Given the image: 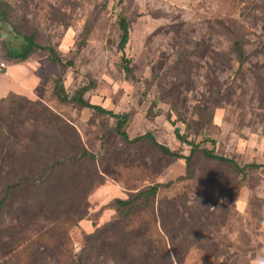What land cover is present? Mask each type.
Returning <instances> with one entry per match:
<instances>
[{
  "label": "rangeland",
  "instance_id": "1",
  "mask_svg": "<svg viewBox=\"0 0 264 264\" xmlns=\"http://www.w3.org/2000/svg\"><path fill=\"white\" fill-rule=\"evenodd\" d=\"M3 4L0 37L11 50L33 36L72 67L62 69L36 49L27 61L37 69L33 93L0 99V200L8 194L0 208V264L264 259V170L243 178L196 154L187 176L184 161L124 143L114 120L53 95L60 75L67 95L84 87L91 104L128 115L129 139L151 133L159 145L187 156L190 147L174 136L178 129L240 166L264 165V0ZM119 14L129 24L124 53L132 78L121 69ZM235 42L245 54L241 66ZM81 152L91 157L81 159ZM166 184L148 208L126 219L112 205Z\"/></svg>",
  "mask_w": 264,
  "mask_h": 264
},
{
  "label": "trees",
  "instance_id": "2",
  "mask_svg": "<svg viewBox=\"0 0 264 264\" xmlns=\"http://www.w3.org/2000/svg\"><path fill=\"white\" fill-rule=\"evenodd\" d=\"M5 5H1L0 7V20L5 21V18L7 17L6 9L3 8ZM117 26L118 30L120 32V41H119V51L122 53L121 58V69L124 72L125 76L127 78H132L133 73L130 67V60L125 56L124 50L125 47L129 41V24L126 21L125 17L120 15L117 17ZM33 36H23L22 41L23 45L21 46V49L19 51H13L8 47V44L0 37V49H4L5 51V57L0 56V61H3L7 64L14 65V64H21L28 61L31 54L34 53V51L37 50H43L47 52V59L50 61V63L57 65L58 67L62 69L71 68L72 62L65 60L61 54L56 52L52 48H41L37 46L33 41ZM233 53L236 57V60L238 64L241 66L243 63H245V54L243 52V48L239 42H235L233 44ZM1 55V50H0ZM86 92V88L82 87L76 90V92L69 96L66 94L63 81L60 75H57L55 80L53 81V95L56 98V100L59 103L63 104H74L82 109H88L93 111L94 113L104 115L115 122V128L114 132L120 136L122 141L127 144H147L153 148H155L157 151H159L162 155L165 157L171 158L173 160H182L185 164V171L186 175L189 176L191 173L192 168V159L196 154H200L203 159L210 160L219 164H222L224 166H227L231 168L237 176H241L245 178L246 174L255 172V171H263L264 165L263 164H247L244 166H240L236 163V161L232 158H227L224 156L216 155L212 150H206L200 148V143L195 141H188L184 136H182L178 129L174 130V136L178 142H180L183 145H186L190 147L189 155L184 156L182 154H179L177 152L170 151L167 147L159 145L153 135L151 133H146L142 136H138L134 139H129L127 132H126V124L129 120L128 115L126 114H114L113 112L107 111L100 106L93 105L87 100L84 99V94ZM208 112V111H207ZM210 115V113H209ZM211 117V116H210ZM214 144L213 142H211ZM81 159H88L91 156L88 155L86 152H81L80 155H78ZM58 163L53 164V166L50 168V171H52ZM182 178H179L180 180ZM20 180V179H19ZM18 180V181H19ZM26 179H23V184ZM20 182H17L9 187V189H17L20 186ZM169 184H166L164 186L161 185H155L152 187H149L145 190H142L138 193H135L127 200H115L113 202V206L120 212V214L126 219L131 214L135 213L136 211L146 209L150 206L152 201L155 199L156 195L158 194V191L163 188L167 187ZM8 194L0 200V208L2 209L3 205L7 202Z\"/></svg>",
  "mask_w": 264,
  "mask_h": 264
},
{
  "label": "crops",
  "instance_id": "3",
  "mask_svg": "<svg viewBox=\"0 0 264 264\" xmlns=\"http://www.w3.org/2000/svg\"><path fill=\"white\" fill-rule=\"evenodd\" d=\"M0 74V99L10 95L30 97L38 85L37 69L27 62L4 66Z\"/></svg>",
  "mask_w": 264,
  "mask_h": 264
},
{
  "label": "clouds",
  "instance_id": "4",
  "mask_svg": "<svg viewBox=\"0 0 264 264\" xmlns=\"http://www.w3.org/2000/svg\"><path fill=\"white\" fill-rule=\"evenodd\" d=\"M253 264H264V259H258L257 261H254Z\"/></svg>",
  "mask_w": 264,
  "mask_h": 264
},
{
  "label": "built area",
  "instance_id": "5",
  "mask_svg": "<svg viewBox=\"0 0 264 264\" xmlns=\"http://www.w3.org/2000/svg\"><path fill=\"white\" fill-rule=\"evenodd\" d=\"M1 67H4L3 65Z\"/></svg>",
  "mask_w": 264,
  "mask_h": 264
}]
</instances>
